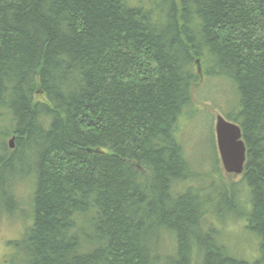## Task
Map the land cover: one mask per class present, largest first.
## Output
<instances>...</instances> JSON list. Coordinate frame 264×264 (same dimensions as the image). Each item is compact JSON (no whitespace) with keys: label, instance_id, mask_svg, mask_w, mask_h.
Here are the masks:
<instances>
[{"label":"trees","instance_id":"1","mask_svg":"<svg viewBox=\"0 0 264 264\" xmlns=\"http://www.w3.org/2000/svg\"><path fill=\"white\" fill-rule=\"evenodd\" d=\"M146 1L0 0L1 202L33 184L9 264H264V0ZM201 73L234 86L246 145L216 203L176 137ZM241 192L252 262L205 217Z\"/></svg>","mask_w":264,"mask_h":264},{"label":"rangeland","instance_id":"2","mask_svg":"<svg viewBox=\"0 0 264 264\" xmlns=\"http://www.w3.org/2000/svg\"><path fill=\"white\" fill-rule=\"evenodd\" d=\"M127 1L132 6L139 3L147 4L146 0ZM200 76V81L192 89V103L185 107L178 117L176 137L182 144L185 156L189 158L193 168L192 172L195 174L188 183L195 187L204 188L201 195L205 196L211 193L216 203L222 199L219 197L221 196L219 194L221 193L222 182L225 184L224 187L230 190L232 182H240L241 180L240 174H228L223 170L214 132L216 115L226 116L227 107L229 105L236 106L239 95H236L234 86L226 78H203L202 73ZM35 99L44 101L45 97L42 94H37ZM10 140H12V147H8L10 151H13L15 149L13 138L9 136L5 139L7 144ZM15 169L26 173L28 166H16ZM11 172L12 169L8 171L9 174H12ZM9 174H4L5 178ZM29 181V179L17 181L12 187L16 192H14L13 200L16 199L18 204L22 206L23 212H19L17 209L11 210L10 203L4 204L0 200V264L15 263L14 249L10 241L21 238L25 226L31 224L33 198H30L28 192H31L33 184L31 182L29 184ZM212 181L215 182V185H211V187ZM213 187L215 194L211 192ZM24 188L28 189V192ZM10 193L12 192L10 191ZM227 197H229L228 194H226L225 199ZM207 207L209 210L211 204H208ZM249 209V201L247 202L246 197L241 192L224 210L216 212V209L212 208L205 217L210 221L209 225L222 235L220 241L225 244L230 252L232 251L236 256L252 262L258 257L260 237L245 227L247 225L245 214ZM206 219L205 221L203 219V223L208 224Z\"/></svg>","mask_w":264,"mask_h":264},{"label":"water","instance_id":"3","mask_svg":"<svg viewBox=\"0 0 264 264\" xmlns=\"http://www.w3.org/2000/svg\"><path fill=\"white\" fill-rule=\"evenodd\" d=\"M215 135L223 170L228 174H241L246 161V145L240 125L217 114ZM9 146L12 147V140L9 141Z\"/></svg>","mask_w":264,"mask_h":264}]
</instances>
